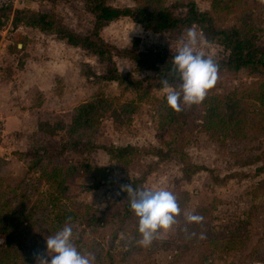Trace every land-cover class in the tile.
Listing matches in <instances>:
<instances>
[{
  "label": "rangeland",
  "instance_id": "1",
  "mask_svg": "<svg viewBox=\"0 0 264 264\" xmlns=\"http://www.w3.org/2000/svg\"><path fill=\"white\" fill-rule=\"evenodd\" d=\"M191 1L200 11L209 12L220 28L254 31L258 45L264 48V0H225L221 4L215 0H165V5ZM137 3L138 0L109 1L116 8L135 7ZM7 5L53 13L69 30L81 35L90 34L94 26V16L82 0H0V7ZM136 25L122 18L101 32L102 38L120 51L114 60L122 75L135 71L134 62L123 51L130 49L136 38L141 51L177 53L186 42L183 38L188 29L178 36L145 31L139 25L137 30ZM192 28L199 34L194 51L216 60L227 56L222 47L205 40L199 27ZM199 37L206 43L201 45ZM19 44L24 45L23 49L17 47ZM106 68V63L92 53L69 47L53 35L42 36L35 29H13L10 22L0 27V110L7 111L14 123L0 150L4 168L0 174L5 179L17 183L27 172L30 162L20 157V152H59L70 139L62 126L70 125L77 106L98 95L111 99L112 110L97 130L88 133V141L106 146L131 145L147 152L162 147L166 136L160 104L166 99L161 89L148 93L123 91L117 83L96 78L105 74ZM91 71L95 77L87 75ZM134 76L141 78L145 73ZM262 85V74L246 70L217 73L214 86L205 96L234 99L236 109L242 108L248 115L238 125L233 120L225 129L189 125L183 131L178 148L192 165L205 168L194 176L184 175L182 164L175 159L158 164L154 156H138L120 168L102 150L82 155L67 152L66 160L87 171L85 176H76L69 191L71 202L67 204L82 203L107 211L106 226L94 236L96 247L113 244L114 251L128 264H264V116L260 115L259 105L247 98L251 90H259ZM42 123H49L51 130L58 132L39 131ZM140 177H145L141 188H166L180 209L175 224L167 232L158 233L149 246L137 243V217L125 226L128 230L118 232L115 240L113 237L125 201L116 202L119 188L125 180ZM188 213L199 214L203 220L188 223ZM82 228L81 221L74 224L72 239Z\"/></svg>",
  "mask_w": 264,
  "mask_h": 264
},
{
  "label": "trees",
  "instance_id": "2",
  "mask_svg": "<svg viewBox=\"0 0 264 264\" xmlns=\"http://www.w3.org/2000/svg\"><path fill=\"white\" fill-rule=\"evenodd\" d=\"M82 1L94 16V26L88 35L74 33L57 15L40 12L29 6L16 9H13L12 5L0 7V27L10 22L13 29H35L65 41L68 46L92 53L101 63H106V73L96 76L91 71V75H87L96 76L101 81L117 83L123 91L143 90L148 93L153 89H161L162 80H167L170 86L176 88L180 79L172 64V57L176 53L160 50L141 51L138 38L130 49L123 51V54L134 62V73L122 75L119 72L114 57L120 51L106 42L101 32L122 18H128L145 31L156 34L170 32L180 36L190 27H199L208 43L219 45L227 53L225 58H212L217 65V73L246 70L252 74L264 75V48L258 45L256 33L236 27L220 28L213 16L209 12L200 11L195 2L166 6L165 0H138L135 7L116 8L109 4L111 0ZM224 1L215 0L218 4ZM23 47L22 44L20 49ZM139 73H145V76H134ZM247 98L259 105L262 112L260 115L263 117L264 85L259 90H251ZM232 100L219 95H206L199 104L182 106L179 112L173 111L166 100L161 102L160 111L164 120L162 128L166 138L161 142L162 147L153 152L131 145L106 146L88 141L85 137L89 136V132L97 130L106 113L112 110V101L106 96L98 95L92 101L77 106L73 110L70 125L61 128L66 129L70 139L61 145L59 152L52 153L48 149L20 152V157L28 160L30 164L24 177L17 183H11L0 174V264H35L37 254L46 255L45 238L66 224L72 228L78 221L82 222L83 228L71 242L81 255L91 258V264H128L122 260L119 252L114 251L113 244L107 248L96 247L94 236L106 226L107 211L102 212L82 203L67 204L71 202L69 191L76 176L87 174L82 167L65 159L67 152L82 155L102 150L120 168L130 165L138 156H154L158 164L175 159L182 164L184 175L194 176L205 168L190 163L188 156L178 148L179 138L189 125H195L197 128L201 126L206 129H225L226 125L234 122L233 120L238 125L239 120L248 115V112L242 108L236 109L237 102ZM235 101L239 102L238 99ZM254 128L257 130V127ZM46 129L51 130L49 123L40 124L39 131L44 132ZM51 131V134L58 132L56 129ZM0 169L4 170L1 164ZM143 179L145 177L127 179L119 188L116 202L125 201L123 216L117 222L118 229L113 236L114 240L117 239L118 232L128 230L124 228L128 223H132V217L136 219L130 209L124 186L130 184L133 188L141 187ZM136 234L139 235L137 231Z\"/></svg>",
  "mask_w": 264,
  "mask_h": 264
},
{
  "label": "clouds",
  "instance_id": "3",
  "mask_svg": "<svg viewBox=\"0 0 264 264\" xmlns=\"http://www.w3.org/2000/svg\"><path fill=\"white\" fill-rule=\"evenodd\" d=\"M135 28L138 30L139 26ZM198 36L197 31L188 28L183 38L186 42L172 57V64L180 79L178 87L173 88L167 80L161 81L166 103L175 112H179L182 106L199 104L217 79L218 68L212 58L194 51ZM199 43L203 45L206 42L199 37ZM124 189L129 197L130 209L138 218L140 239L137 243L149 246L158 233L167 232L175 224V217L180 211L176 199L164 187L133 188L128 184ZM185 219L188 223L199 224L203 217L188 213ZM71 240L72 228L66 224L45 238L46 255L37 254L35 264H91V258L81 255Z\"/></svg>",
  "mask_w": 264,
  "mask_h": 264
},
{
  "label": "crops",
  "instance_id": "4",
  "mask_svg": "<svg viewBox=\"0 0 264 264\" xmlns=\"http://www.w3.org/2000/svg\"><path fill=\"white\" fill-rule=\"evenodd\" d=\"M22 29V28H21ZM27 29H31V28H27ZM40 32V31H39ZM40 34L43 36V33H41L40 32ZM58 40H60V39H58ZM60 41H62V40H60ZM64 44H66L65 43V41H62ZM67 45V44H66ZM69 47H71V46H69ZM1 109V108H0ZM0 112L3 114V116L5 117V119H6V131H5V137H4V141H3V143L5 142V140H6V138L8 137V132H12L13 131V129H14V126H13V119L12 118H10L9 116H8V114L6 113V112H4V111H1L0 110ZM3 146V145H2Z\"/></svg>",
  "mask_w": 264,
  "mask_h": 264
},
{
  "label": "built area",
  "instance_id": "5",
  "mask_svg": "<svg viewBox=\"0 0 264 264\" xmlns=\"http://www.w3.org/2000/svg\"><path fill=\"white\" fill-rule=\"evenodd\" d=\"M5 131H6V119L3 116V114L0 112V150L3 148V141L5 137Z\"/></svg>",
  "mask_w": 264,
  "mask_h": 264
},
{
  "label": "water",
  "instance_id": "6",
  "mask_svg": "<svg viewBox=\"0 0 264 264\" xmlns=\"http://www.w3.org/2000/svg\"><path fill=\"white\" fill-rule=\"evenodd\" d=\"M18 48H22V45H21V44H19V45H18Z\"/></svg>",
  "mask_w": 264,
  "mask_h": 264
}]
</instances>
